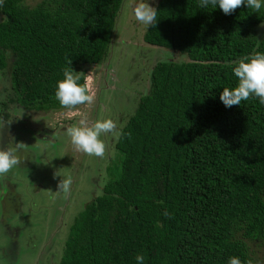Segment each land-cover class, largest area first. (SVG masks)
Listing matches in <instances>:
<instances>
[{"label":"trees","instance_id":"obj_1","mask_svg":"<svg viewBox=\"0 0 264 264\" xmlns=\"http://www.w3.org/2000/svg\"><path fill=\"white\" fill-rule=\"evenodd\" d=\"M23 2L0 8L4 122L10 104L65 109L55 91L67 60L80 73L102 63L122 0ZM199 3L157 0V24L142 38L171 58L152 66L121 127L131 137L115 140L107 180L72 218L57 264H137V254L144 264H254L235 236L264 240V105L226 108L219 97L238 83L236 62L264 52V8L225 15Z\"/></svg>","mask_w":264,"mask_h":264},{"label":"rangeland","instance_id":"obj_2","mask_svg":"<svg viewBox=\"0 0 264 264\" xmlns=\"http://www.w3.org/2000/svg\"><path fill=\"white\" fill-rule=\"evenodd\" d=\"M40 1L24 0L23 5L32 8ZM138 2L122 0L107 56L99 65L81 67L84 83L95 98L92 105L56 112L8 106L10 124L4 128L3 146L11 141L28 147L20 153L22 163L0 178V264H57L72 218L100 194L116 138L110 134L101 137L108 145V155L100 159L77 152L65 130L82 119L89 124L113 119L122 127L133 113L136 99L145 94L149 72L164 53L143 41L146 28L132 11ZM147 2L154 7L157 0ZM262 25L257 30L260 37L264 36ZM6 76H0V101L11 97ZM69 175L73 183L65 199L55 191L59 181ZM235 238L243 242L254 264H264V240H244L239 234Z\"/></svg>","mask_w":264,"mask_h":264},{"label":"clouds","instance_id":"obj_3","mask_svg":"<svg viewBox=\"0 0 264 264\" xmlns=\"http://www.w3.org/2000/svg\"><path fill=\"white\" fill-rule=\"evenodd\" d=\"M3 4L4 0H0V8L3 7ZM209 6L212 9L218 6L225 15L232 14L242 6L259 12L264 8V0H200L199 7L207 8ZM132 11L135 20L146 29L156 26L158 21L157 8L151 6L147 0H139L133 5ZM162 52L164 53L162 60L166 62L169 51L164 49ZM67 63L69 67L62 70L64 78L57 82L56 100L60 106L70 111L80 105H92L95 98L90 92L88 83H80L81 73L72 69L70 66L71 58L67 60ZM233 72L238 78V83L235 87L223 88L219 98L224 106L226 108L240 106L242 101H248L252 98H258L259 103L264 105V52L254 51L252 55L241 58L236 62ZM7 124L10 122L0 121V178L6 177L22 163L20 153L28 147L23 142L12 143L11 141L6 147L3 146L4 128ZM65 134L70 138L71 144L77 152L100 159H104L108 155V145L101 137L109 134L116 139L131 137V133L123 132L113 119L97 120L91 124L86 119H82L79 125L67 127ZM55 175L60 176L58 173ZM72 183L71 175L63 177L57 185L58 190L55 192L62 194L63 198L67 199L71 194ZM164 215L170 218V213L167 211ZM136 261L137 264H144V255L137 254ZM228 264H242V261L239 257L233 256L229 258ZM248 264H251V261Z\"/></svg>","mask_w":264,"mask_h":264}]
</instances>
